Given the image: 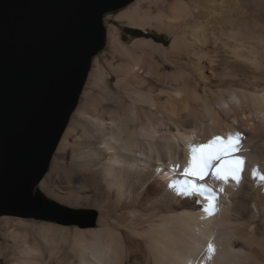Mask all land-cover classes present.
<instances>
[{
  "label": "bare ground",
  "instance_id": "6f19581e",
  "mask_svg": "<svg viewBox=\"0 0 264 264\" xmlns=\"http://www.w3.org/2000/svg\"><path fill=\"white\" fill-rule=\"evenodd\" d=\"M106 19L35 188L96 220L3 217L0 264H264V0H133ZM237 133L239 183L214 161L178 193L192 148Z\"/></svg>",
  "mask_w": 264,
  "mask_h": 264
},
{
  "label": "water",
  "instance_id": "95a60500",
  "mask_svg": "<svg viewBox=\"0 0 264 264\" xmlns=\"http://www.w3.org/2000/svg\"><path fill=\"white\" fill-rule=\"evenodd\" d=\"M132 1L0 0V217L67 211L35 188L104 48V16Z\"/></svg>",
  "mask_w": 264,
  "mask_h": 264
},
{
  "label": "snow or ice",
  "instance_id": "6c2138e0",
  "mask_svg": "<svg viewBox=\"0 0 264 264\" xmlns=\"http://www.w3.org/2000/svg\"><path fill=\"white\" fill-rule=\"evenodd\" d=\"M239 141L240 135L237 133L235 138L230 136L227 141L222 140L220 137H216L206 145L193 147L189 165L183 172L185 179L176 182L178 185L176 188L177 192L188 196L193 193L202 192L203 189L197 187L193 180L188 179V177L203 180L207 174V170L213 166L214 161H219L213 173L216 179L226 181L230 178L239 183L243 160L232 158L233 153L237 150ZM259 179L264 181V175H261ZM213 207L214 205L210 201L208 206L204 208V211L211 213ZM208 250L210 253L213 251L212 245L208 246Z\"/></svg>",
  "mask_w": 264,
  "mask_h": 264
},
{
  "label": "rangeland",
  "instance_id": "374dc122",
  "mask_svg": "<svg viewBox=\"0 0 264 264\" xmlns=\"http://www.w3.org/2000/svg\"><path fill=\"white\" fill-rule=\"evenodd\" d=\"M122 9H120V10H122ZM120 10L108 13V14H106L104 16L103 24H104L105 29H106L107 25L110 24L107 21V19H106L107 16L111 15V14H116ZM113 24L121 31V33L123 35V41L124 42L128 41L129 40V34H130L129 29L123 27L121 24L116 23V22H114ZM132 36L136 37V38L141 37L139 35H132ZM162 39H163V37H160V39H157V41H162ZM105 47H106V41H105L104 48L96 56L101 55L102 52L104 51ZM43 197L46 200L52 201L49 198H47L46 196H44V195H43ZM52 202H54V201H52ZM57 205L59 207L63 208V209H67V211H60L59 210V211H57L55 213L53 211H38V210L34 209L33 211H35V213L37 215H39L38 217L22 218V217H17V216H2V217H0V220L3 217H11V218L13 217V218H21V219H24V220H36L37 222L51 221V222L59 224V225H68L69 226V225H74V224H85V225H87L91 221V219L93 217V214H92L93 212L91 210H88V209H76V210H74V209H70V208L61 206L59 204H57ZM94 219L96 220V214H95V218ZM0 226L2 228V232L1 233L2 234L5 233V225H4V227H3V225H0ZM10 226L12 227L11 224H10ZM0 237H2V236L0 235ZM1 239H3V238H1Z\"/></svg>",
  "mask_w": 264,
  "mask_h": 264
}]
</instances>
